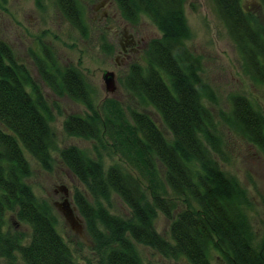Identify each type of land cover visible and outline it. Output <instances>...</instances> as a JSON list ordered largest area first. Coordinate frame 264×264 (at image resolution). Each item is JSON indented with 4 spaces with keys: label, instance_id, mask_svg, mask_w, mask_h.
I'll return each mask as SVG.
<instances>
[{
    "label": "trees",
    "instance_id": "trees-1",
    "mask_svg": "<svg viewBox=\"0 0 264 264\" xmlns=\"http://www.w3.org/2000/svg\"><path fill=\"white\" fill-rule=\"evenodd\" d=\"M113 1L126 22L136 25L146 16L161 33L148 41L144 62L129 65L122 83L138 97L140 109L125 108L112 97L96 108L93 89L80 70L60 68L42 43L47 55L33 54L42 82L55 95L85 106L83 114L65 117L63 129L94 140L95 156L74 144L57 148L51 108L40 86L0 39V259L16 264L18 254L24 264H81L58 232L51 205L27 182L31 165L25 151L49 170L51 152L58 149L63 164L93 199L74 190L95 264H145L137 244L190 264H213L212 253L224 264H264V232L254 239L246 189L216 158L222 142L203 101L209 87L199 75V59L186 43L191 35L185 0ZM212 1L237 48L242 72L264 87V0H254L252 7L243 0ZM56 3L85 34L79 0ZM102 40L104 51L113 50V44ZM230 102L223 121L264 152V112L240 93L232 94ZM107 146L137 175L119 162L104 169L99 148ZM112 192L129 208L128 216L111 213L103 203ZM169 195L181 198L185 207L178 210ZM159 212L170 222L168 239L155 228ZM20 224L29 227L28 239L22 229H14Z\"/></svg>",
    "mask_w": 264,
    "mask_h": 264
},
{
    "label": "rangeland",
    "instance_id": "rangeland-1",
    "mask_svg": "<svg viewBox=\"0 0 264 264\" xmlns=\"http://www.w3.org/2000/svg\"><path fill=\"white\" fill-rule=\"evenodd\" d=\"M82 19L86 25V33L82 34L73 27L57 8L56 0H0V39L7 41L13 49L18 62L29 69L33 79L40 86L51 108L53 119L51 126L56 134L57 148L74 144L84 149L88 154L95 156L94 140L68 135L63 129V121L68 114L85 112V106L67 96L55 95L45 85L35 67L34 55L44 57L46 52L41 49L44 44L52 53V58L60 68L74 66L82 72L93 89V101L96 108L106 98H115L125 108H141L137 96L129 93L123 86L129 65L133 62L143 63L145 49L150 39L160 36V31L151 20L142 16L136 31L142 38L141 51L135 52L130 59L120 56L114 59V50L106 52L102 48L104 37L111 44L115 29H124L125 22L120 16L113 0H79ZM245 6H253L254 0H243ZM109 16L116 15L115 19L102 23L100 14L104 7H108ZM185 17L190 28V38L187 40L189 49L198 57L200 62L199 75L209 87L208 97L204 103L212 112L216 133L221 138V152L216 155L223 170L234 175L246 189L251 208L248 217L252 224L255 240H259L264 232V152L256 145L246 141L237 132L232 130L221 118L223 113L230 112V97L234 93L245 95L254 107L264 112V87L253 83L241 69V59L237 48L229 36L227 29L218 15L212 0H185ZM123 20V22H122ZM110 25H113L110 27ZM112 30V31H111ZM130 30V28H127ZM114 47V46H113ZM105 70L115 74L116 89L107 92L104 87L102 74ZM149 109V108H148ZM150 111L153 113L152 109ZM155 114V113H154ZM161 125L160 119L154 115ZM1 126V124H0ZM59 150H52L51 168H43L27 151L25 156L31 165V175L27 182L39 199L47 201L57 218V230L69 245L76 261L81 264H95V253L91 247L93 242L89 237L84 220L75 210L76 223L66 221L64 215L56 204L65 198L63 190L67 192L70 205L74 206L73 193L77 188L85 193L92 201L91 195L81 183L63 164ZM102 155L104 169L110 164L119 162L134 175L137 172L124 162L118 153L107 148H99ZM145 184V182H143ZM173 198L178 210L184 208L181 198ZM113 214L128 216L129 208L114 192L109 200H102ZM198 208L197 205H193ZM169 220L162 213H158L155 228L165 238H169ZM14 229H22L27 239L30 229L27 225H17ZM28 241V240H27ZM138 251L145 264H190L184 258H166L149 246L137 244ZM16 264H24L19 255ZM1 264H5L0 259ZM213 264H224L212 253Z\"/></svg>",
    "mask_w": 264,
    "mask_h": 264
},
{
    "label": "flooded vegetation",
    "instance_id": "flooded-vegetation-1",
    "mask_svg": "<svg viewBox=\"0 0 264 264\" xmlns=\"http://www.w3.org/2000/svg\"><path fill=\"white\" fill-rule=\"evenodd\" d=\"M104 8V11L100 14L99 17L102 23H106L107 20L110 21V19L112 20L116 18L115 13L109 16V9L111 8V5H108V7ZM124 22V29H115L114 31L111 30L114 34L112 40L114 41L113 50L116 53V56L114 57V59L116 60L118 56L124 59H130L131 55H133L135 52L141 51V43L143 39L138 35L135 28L136 25L130 24L125 20ZM111 26L113 25H110V27ZM127 28H130V30H127ZM56 205L61 207L60 203Z\"/></svg>",
    "mask_w": 264,
    "mask_h": 264
},
{
    "label": "water",
    "instance_id": "water-1",
    "mask_svg": "<svg viewBox=\"0 0 264 264\" xmlns=\"http://www.w3.org/2000/svg\"><path fill=\"white\" fill-rule=\"evenodd\" d=\"M102 79L104 82V87L107 92H114L116 89V82H115V74L113 71L105 70L102 74ZM65 194V198L60 203L61 207L59 209L61 210L62 214L64 215L66 221L70 222L71 224L76 223L77 219L75 217V206L70 205V201L67 198V192L66 190H63Z\"/></svg>",
    "mask_w": 264,
    "mask_h": 264
}]
</instances>
